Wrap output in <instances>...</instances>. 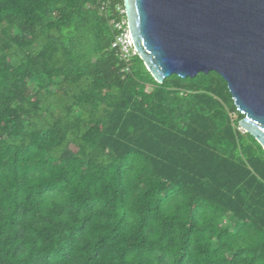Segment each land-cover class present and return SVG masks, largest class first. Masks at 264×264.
Listing matches in <instances>:
<instances>
[{"label": "trees", "instance_id": "16d2710c", "mask_svg": "<svg viewBox=\"0 0 264 264\" xmlns=\"http://www.w3.org/2000/svg\"><path fill=\"white\" fill-rule=\"evenodd\" d=\"M123 0H0V264H264V150L216 71L121 60Z\"/></svg>", "mask_w": 264, "mask_h": 264}, {"label": "water", "instance_id": "95a60500", "mask_svg": "<svg viewBox=\"0 0 264 264\" xmlns=\"http://www.w3.org/2000/svg\"><path fill=\"white\" fill-rule=\"evenodd\" d=\"M136 54L156 82L216 71L239 127L264 150V0H123Z\"/></svg>", "mask_w": 264, "mask_h": 264}, {"label": "built area", "instance_id": "2783aa9c", "mask_svg": "<svg viewBox=\"0 0 264 264\" xmlns=\"http://www.w3.org/2000/svg\"><path fill=\"white\" fill-rule=\"evenodd\" d=\"M117 11L121 16V19L111 21V24L116 31V35L111 43V48L115 50L121 60L128 61L132 56L137 54L129 34L124 7L118 6Z\"/></svg>", "mask_w": 264, "mask_h": 264}]
</instances>
